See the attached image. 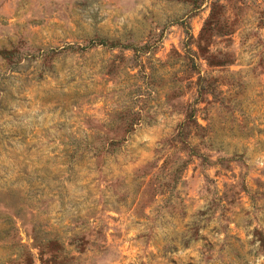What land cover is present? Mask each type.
<instances>
[{"label": "rangeland", "instance_id": "rangeland-1", "mask_svg": "<svg viewBox=\"0 0 264 264\" xmlns=\"http://www.w3.org/2000/svg\"><path fill=\"white\" fill-rule=\"evenodd\" d=\"M33 236L67 264H264V0H0V264H43Z\"/></svg>", "mask_w": 264, "mask_h": 264}, {"label": "trees", "instance_id": "trees-1", "mask_svg": "<svg viewBox=\"0 0 264 264\" xmlns=\"http://www.w3.org/2000/svg\"><path fill=\"white\" fill-rule=\"evenodd\" d=\"M206 26L207 28H212L217 34H227L228 32H230L229 28L226 26V22L223 20L221 21L219 19L214 18L212 16V13H209L207 18L203 22L202 29H204ZM97 43L104 44L103 40H98ZM108 45H111V43ZM204 49H205L204 51H207V48H204ZM203 58L205 59L208 65H223L225 63L231 62V57L229 56V53L227 52H223V54L220 56L216 54H205ZM205 89L206 88L204 85L203 86L200 85V89L197 91V94L201 95L202 93L208 92V90H205ZM210 91L208 93L212 94L213 92H210ZM187 111L188 112L184 113V116L181 120V124L183 125L184 128H186L184 137L189 135L187 128H189L193 123L197 124L195 121V116H194V108L190 107ZM115 135H117L116 139L110 138V141H119L123 139L124 132L121 134L117 133ZM184 142L187 143L186 139H184ZM33 238L35 239V241H37L36 243L37 247L43 246L49 249L47 254L43 256V258H40V261L43 264H67L69 259L72 257V256H68L66 259V256L64 255L59 256V254L54 252V251L59 250V247H57V240L54 238L43 240V242L40 239H37L36 236H33ZM40 253H42V255L44 253L42 248L40 250Z\"/></svg>", "mask_w": 264, "mask_h": 264}]
</instances>
